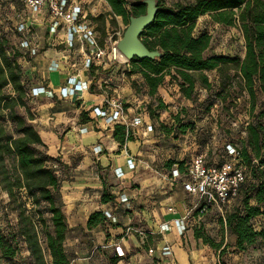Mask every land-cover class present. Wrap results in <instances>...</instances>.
I'll return each mask as SVG.
<instances>
[{"label":"trees","instance_id":"obj_1","mask_svg":"<svg viewBox=\"0 0 264 264\" xmlns=\"http://www.w3.org/2000/svg\"><path fill=\"white\" fill-rule=\"evenodd\" d=\"M104 1L110 7V14L120 17L125 26L131 17L145 14V5L137 4L135 0ZM4 5L5 2L0 0V11ZM205 15L211 16L222 27L237 29L244 44L242 59L209 55L211 37L207 33L195 35L196 21ZM91 19L105 22L104 16ZM7 33L0 34V195L8 198L17 222L14 228L0 226V260L14 261L24 248L27 256L20 260L23 264H71L64 249L69 228L60 195L62 182L54 172L61 166L55 162L56 158L43 151L46 146L33 123L38 112L28 105L26 94L29 89L18 63L22 57L27 62L32 61L19 48L20 41H29V36ZM140 38L148 50L159 52L160 57L131 60L127 74L141 77L149 97H155L165 77L170 76L183 97L193 101L197 86L211 90L204 72L213 70L218 72L220 80L218 99L221 103L234 97L235 100L243 95L247 97V113L254 120L247 123L242 148L236 151L250 175L220 224L233 235L238 251L261 243L264 264V114L253 115L257 97L264 98V0H193L168 8L158 0L155 18ZM131 87L138 93L134 83ZM157 103L156 111L166 109L161 99ZM148 115L151 117L154 113L150 110ZM174 119L178 123V132L184 135L188 127L179 125L177 116ZM89 122L88 114L81 112L78 123ZM163 130L170 135L174 126H165ZM112 138L121 147L132 141L133 135L125 127L116 125ZM225 157L226 152L215 159L222 162ZM183 162L169 160L164 167L170 170L177 165L181 170ZM21 192L25 194L26 202L22 201ZM252 200L253 205L250 204ZM100 201L102 204L112 201L105 183ZM259 217L260 230H256L253 220ZM105 222L103 214L94 212L88 217L86 227L88 230L104 229ZM194 238L199 240L202 236L195 232ZM204 243L220 248L208 239ZM116 261L110 259L109 264Z\"/></svg>","mask_w":264,"mask_h":264},{"label":"crops","instance_id":"obj_2","mask_svg":"<svg viewBox=\"0 0 264 264\" xmlns=\"http://www.w3.org/2000/svg\"><path fill=\"white\" fill-rule=\"evenodd\" d=\"M47 37L44 27H40L38 36L33 39L34 43L38 45L37 56L31 57L32 64L27 62L24 57L18 59V63L22 66L28 89L42 87L44 91L54 94L53 97H49L38 90L39 93H42L41 96L28 99L32 104L47 102V106L38 111L33 123L42 141L45 136L49 143H54L50 148L52 153L48 151V155L55 158L52 154L59 150L62 156L59 161L62 163L67 161L65 163L68 165L70 157L78 154L81 162L75 170L92 172L91 176L94 180H99V174L102 172H104V176L108 175V183L105 182V179L103 182L108 186V193L112 197V201L106 204L101 203L103 183H99L96 186L98 195L93 198L96 203L87 206L90 210L82 222V230L89 234H96L97 241L93 242L95 243L93 250H96L95 253L93 252L94 255L101 256L104 259L102 262L106 264H109V260L113 258L117 260L115 264H175L173 258L174 240L184 237L188 232V227L180 236L173 226V221L176 219L186 220L190 212L194 211L193 204L191 203L192 206L191 204L189 206L190 202L187 201L191 197L186 195L179 184L172 186L168 181L167 175L172 168L167 170L162 166L160 171L154 169L156 167L154 156L145 150V143H149V141L133 135L135 132L139 134L143 130V126L132 128L130 132H133V140L126 142L123 146L120 147L114 141L112 138L114 126L107 128L104 120L96 118L92 112L93 108L103 109L106 106L102 89L91 86L89 90H82L74 98L61 100L57 97L61 87L74 72L72 70L79 69L82 55L79 51L74 50L70 54V59L66 63L62 62L60 53L62 49L52 48L48 45L49 40L56 44L61 36H56L54 40ZM72 65H74L73 68ZM114 68L100 73L97 78L100 82L107 79L109 84L116 88L125 109L129 110L130 118L140 112L143 113L145 105L140 98L142 95L131 87L127 78L122 77L121 85L113 84L112 80L116 78L121 69L119 66ZM123 72H121V76H123ZM135 76L136 78L133 79L142 82L139 75L131 77ZM80 77L82 80H87L88 74H80ZM165 79L156 95L163 99L164 104H166L165 97H168L170 93L164 86ZM138 85L141 88V85ZM145 91L144 86V95L149 97ZM81 112L88 114L89 123L84 125L78 123ZM141 117L144 123L152 124L147 119L145 112ZM83 126L86 127L85 133L80 132ZM95 147H97L96 150L99 148L102 150L100 154L93 153ZM127 159L133 160L135 165L133 170L127 169ZM119 172L122 173L120 177L117 176ZM94 212L103 214L105 218L108 213L115 219V222L106 218L104 229L96 227L88 230L87 219ZM164 224H167L169 228L166 232L160 231V226ZM68 227L72 228V226ZM89 239L94 240L92 237ZM116 246L121 248L123 257L128 255L127 259L118 258L114 252ZM165 247L169 248L170 255H163ZM149 249L153 250L151 256L148 254ZM0 264H10V262L3 259L0 260Z\"/></svg>","mask_w":264,"mask_h":264},{"label":"rangeland","instance_id":"obj_3","mask_svg":"<svg viewBox=\"0 0 264 264\" xmlns=\"http://www.w3.org/2000/svg\"><path fill=\"white\" fill-rule=\"evenodd\" d=\"M82 1L86 6V11H90L87 12V14L92 16H104L105 22L104 20L103 22L100 20V23L96 22L97 29H99L102 38L105 36L106 28L109 29L111 35L114 34V38L122 37L126 26L121 18L118 19L110 14V7L104 0ZM192 1L193 0H159L160 4L167 8L175 3H190ZM13 4L20 14L24 12V7L20 1H14ZM27 14L28 13L25 11V15ZM108 14H110L111 17ZM13 15V7L5 3L0 11V32H8L7 23L10 22ZM34 20V23L40 25L38 21L39 18H35ZM200 33H207L211 37L209 55L243 58L244 44L237 29L233 27H222L216 24L211 16L205 15L196 21L195 35ZM7 34L10 35V32ZM38 34L39 28L29 35V40L31 38H36ZM117 65H119L121 69H125V67L126 69L131 68L130 61L128 63L129 67L126 66L123 60L120 61L119 64L113 66V68ZM121 69L117 73L116 78L112 80L113 84L116 86L122 84L123 76H121V72L124 70ZM109 73H107V75H110ZM204 75L211 85V90L206 91L197 86L193 95V101L186 100L180 93L177 84L171 80L170 76H166L164 86L167 87V91L170 92L168 97H165L166 109L156 111L155 108L158 104V98L161 100L163 99L158 96L152 98L146 97L144 95L143 83L138 79H133L136 78V76L129 77L126 73L124 78H127L130 84L134 83L136 85L138 93L142 95L140 98L145 105V115L153 125L152 135L149 134L147 138H145V141H149V143H145V150L154 156V165H156L154 169H156V171H160L165 162L169 160H174L176 162L188 161L192 156L201 155L207 161H212L217 155L219 156L227 152L229 146L238 150L242 148V142L245 139L246 125L251 120H254L250 118L247 113L249 109L247 97L243 95L242 98L236 100L234 97L228 99L224 104L221 103L218 99V93L220 92L218 72L215 70L207 71L204 72ZM139 79H141V77H139ZM138 84L141 85V88ZM28 105L38 112L47 106V102L43 101L41 103L32 104L28 101ZM150 110L154 113V116L150 117L148 115V111ZM259 112L264 114V98L261 96L257 97L253 115ZM176 116L179 118V125L183 124L188 127L184 135L178 132V123H176L174 119ZM262 122L264 123V117ZM165 126H174V132L170 135H166L163 130ZM43 142L46 146L43 151L46 152L47 155L48 151L52 153L50 148L53 147L54 143H49L45 136H43ZM57 154L59 155L57 156ZM52 156L56 158L55 162L60 163L61 166L54 172L62 182L60 195L65 204L64 212L66 215V223L68 226H72V228L68 227L69 232L66 235L64 243L65 252L70 260L73 261L72 264H106L102 262L104 259L101 256L98 257V255H94L96 250H93V247L97 241L96 234H89L82 230V222L90 210L87 206L91 203H96V200L93 199L98 195L96 186H98L99 183L104 184L103 179L107 182L108 175L104 176V172H102L99 174V180L96 179V181L91 176L92 172L75 170L77 165L81 162V158L78 154L73 155L74 157H70L71 159L68 165L65 163L67 161H64V163L59 161V159L62 158L59 150L53 153ZM21 199L24 202L27 201L23 192H21ZM187 201L190 202L188 204L190 206L191 203H195V198L191 197ZM250 204H254L253 200L250 201ZM220 216L219 210L215 206H210L206 208L205 213L201 216V220L195 226L194 221L197 218V212H190V215L187 217L188 232L184 237L175 239L173 243V258L175 264H263L262 244L257 243L243 252L238 251L234 247L235 238L228 229L220 224ZM16 219V215L9 208L8 198L1 194L0 226L5 228L7 225H10L11 228H14L17 222ZM260 223V217L253 220V226L256 230H260ZM195 232L201 234L202 239L196 240L194 238ZM90 237L94 240L91 241L89 239ZM206 239L211 240L214 244L220 246V248L216 249L205 244L204 240ZM26 256L27 253L25 249L21 248L18 257L14 261H7H9L10 264H23L20 260ZM127 258L128 255L122 259L125 260Z\"/></svg>","mask_w":264,"mask_h":264},{"label":"built area","instance_id":"obj_4","mask_svg":"<svg viewBox=\"0 0 264 264\" xmlns=\"http://www.w3.org/2000/svg\"><path fill=\"white\" fill-rule=\"evenodd\" d=\"M13 7L14 15L10 22L7 23V31L10 34L30 35L37 28L44 27L47 33V38L61 36L56 44L49 40V47L62 50L61 61L67 62L70 59V54L74 50L79 51L82 55L79 69L74 71L66 80L63 87L58 92L57 97L61 100L65 98H74L82 90H89L91 86H97L103 91L105 108H93L92 112L96 118L104 120L107 128H112L115 125L125 127L131 130L137 126H143V130L138 133H133L142 139L147 138L152 133L153 126L151 123H144L142 120L143 113H138L135 117H129V110L125 109L122 99L118 96L116 88H111L108 80L100 82L98 75L109 70L120 61H124L129 67V61L122 56L116 48L119 37L114 38V34L109 33L106 28L105 36L102 38L97 29V24L87 14L85 4L82 0H1ZM14 1H20L24 7V12L17 11ZM25 11L28 13L25 15ZM39 18V24L34 23V19ZM120 19V17H117ZM2 32H0L1 34ZM34 38L29 41L23 39L19 43V48L23 54H28L30 57L37 56V43H34ZM54 42V41H53ZM10 54V51H7ZM25 59V58H24ZM122 59V60H121ZM119 66V65H117ZM72 68L74 65L71 66ZM129 69L125 67L123 77L128 73ZM88 74L87 80H82L80 74ZM43 95L53 97L54 94L44 91L41 88L29 89L26 97L28 99ZM81 133L86 132V127H81ZM94 154H100L101 149L96 150ZM126 167L133 170L135 165L132 159L126 160ZM250 173L248 169L241 163L236 149L229 146L227 148L224 161L220 162L217 159L207 161L201 155L192 156L188 161H184L182 168L174 165L167 175V179L172 186L179 184L186 195L195 198L196 202L192 209L197 212L195 226L201 220V216L205 213L206 208L215 206L220 217L224 218L226 212L230 210L234 201L240 196L242 187L246 184ZM118 177L122 176L119 172ZM171 211V209H169ZM189 216V215H188ZM106 218L113 223L115 219L106 213ZM187 219H176L173 221V226L177 234L182 236L188 227ZM169 228L167 224L160 226V231L166 232ZM115 252L118 257H123L124 254L119 246L115 247ZM163 255H170L168 247L163 250ZM148 254L151 256L153 250L149 249ZM72 264V261L70 262Z\"/></svg>","mask_w":264,"mask_h":264},{"label":"water","instance_id":"obj_5","mask_svg":"<svg viewBox=\"0 0 264 264\" xmlns=\"http://www.w3.org/2000/svg\"><path fill=\"white\" fill-rule=\"evenodd\" d=\"M137 4L145 5V14L139 17H131L116 48L128 61L154 60L160 57L157 51L148 50L140 38L145 29L151 26L157 13V0H139Z\"/></svg>","mask_w":264,"mask_h":264},{"label":"bare ground","instance_id":"obj_6","mask_svg":"<svg viewBox=\"0 0 264 264\" xmlns=\"http://www.w3.org/2000/svg\"><path fill=\"white\" fill-rule=\"evenodd\" d=\"M85 93V92H84Z\"/></svg>","mask_w":264,"mask_h":264}]
</instances>
